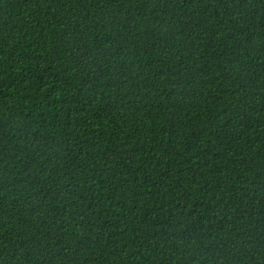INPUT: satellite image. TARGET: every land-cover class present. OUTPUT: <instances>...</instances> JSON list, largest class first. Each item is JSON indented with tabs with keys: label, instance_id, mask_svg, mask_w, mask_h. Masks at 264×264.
<instances>
[{
	"label": "trees",
	"instance_id": "trees-1",
	"mask_svg": "<svg viewBox=\"0 0 264 264\" xmlns=\"http://www.w3.org/2000/svg\"><path fill=\"white\" fill-rule=\"evenodd\" d=\"M0 264H264V0H0Z\"/></svg>",
	"mask_w": 264,
	"mask_h": 264
}]
</instances>
